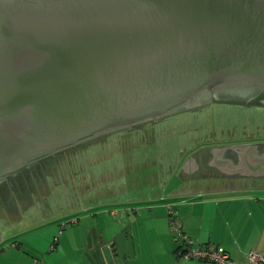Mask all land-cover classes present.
I'll list each match as a JSON object with an SVG mask.
<instances>
[{"label": "water", "instance_id": "obj_1", "mask_svg": "<svg viewBox=\"0 0 264 264\" xmlns=\"http://www.w3.org/2000/svg\"><path fill=\"white\" fill-rule=\"evenodd\" d=\"M210 102L264 108V0H0V182ZM259 145L213 155L260 176ZM125 235L106 264L131 256Z\"/></svg>", "mask_w": 264, "mask_h": 264}, {"label": "crops", "instance_id": "obj_2", "mask_svg": "<svg viewBox=\"0 0 264 264\" xmlns=\"http://www.w3.org/2000/svg\"><path fill=\"white\" fill-rule=\"evenodd\" d=\"M179 163L159 182L165 167L156 169L152 182H113L104 192H112L107 198L98 192L80 196L83 182H45L17 204L0 202L1 240L13 245L0 250V264H33L34 259L39 264H106L101 249L121 232L130 240L131 256L115 254L110 264H213L177 255L180 241L168 230L165 204L176 210L195 245L222 246L229 264H248V252L257 253L264 264V175L235 182L236 177L216 171L212 181H182L174 176L181 171ZM182 168L188 179V167ZM50 183L64 189L65 196L48 201ZM126 188L132 190L121 198ZM25 221L29 225L12 231V225Z\"/></svg>", "mask_w": 264, "mask_h": 264}, {"label": "rangeland", "instance_id": "obj_3", "mask_svg": "<svg viewBox=\"0 0 264 264\" xmlns=\"http://www.w3.org/2000/svg\"><path fill=\"white\" fill-rule=\"evenodd\" d=\"M241 107L251 106L210 102L156 122L143 123L136 128L83 144L78 150H72L64 156L60 155L56 162L49 160L47 163L51 166L48 167L47 172H53L56 168L57 174H63L60 182H66L76 173V168L86 165L83 160L86 159V163L90 160L86 169H82L79 178L87 180L90 177L96 182L89 184L83 182L84 186L80 188L79 195L87 198L88 195L98 192L105 198L110 197L111 191L104 192L112 189L113 182H143L142 176L157 174L153 162L158 163L160 159H166L171 153L179 155L186 153L192 147L194 149L211 147L226 138L232 140V143H244L241 142L242 138L264 139V108ZM156 155L161 156L158 158ZM157 179L159 181L158 175ZM49 181L47 179V182ZM51 185V191L46 194L48 201L51 202L55 196H65L64 189ZM88 189L90 193L87 192ZM131 190L128 188L122 190L121 198L125 191ZM35 210L37 209H34V212ZM27 225H29L28 221L16 223L12 225V231L21 230ZM62 225L60 223V226L57 225L54 230L58 233ZM6 242L7 239L0 241V250L8 245L13 246Z\"/></svg>", "mask_w": 264, "mask_h": 264}, {"label": "flooded vegetation", "instance_id": "obj_4", "mask_svg": "<svg viewBox=\"0 0 264 264\" xmlns=\"http://www.w3.org/2000/svg\"><path fill=\"white\" fill-rule=\"evenodd\" d=\"M244 143H250V142H263L262 140H242L241 142ZM240 144V143H232V142H226V143H217L214 146H206V147H199L195 149H191L187 153H180L175 154L173 153L170 156H168L166 159H160L158 163L153 162L155 167L158 169H161L162 167H165V170L162 172L160 171V178L163 176H168L169 169H171V166H174L177 162L179 163L180 172L174 173V176L177 179L184 180H191V179H197L198 177H204V179H207L208 181H212V179L215 177L214 172H219L222 175L227 176H233L236 177L234 179L235 182H244L246 174V169L242 167L241 170L236 171L235 167L240 162L238 161V155H236L231 149H225L220 152H218L216 155H213L214 147L222 146V145H229V144ZM79 147H75L69 150H66L64 152H61L57 155H54L50 157L51 161H55L58 159L60 155H65V152H69L71 150H78ZM251 158L255 161H258L260 164H264V146H257L255 147V150L251 153ZM49 158L46 160H50ZM41 161L29 168H26L16 174H13L5 179H3L0 182V202L8 204V201L11 200L14 204H17L20 200L26 199L31 197L33 192H39V189L44 186L45 182H47V178L49 177V173L47 172L48 167L51 165H48V161ZM186 164L188 167V179L185 178V176H182V165ZM182 168V169H181ZM252 168V167H249ZM56 168L53 170L54 175H56ZM80 170H76L75 174L70 177V179L66 180V182H89V179L82 180L78 176L81 175ZM159 171V170H158ZM214 173V174H213ZM156 174V173H154ZM250 176V175H249ZM187 177V176H186ZM191 177V178H190ZM242 177V178H240ZM253 177V176H250ZM143 182H152L153 176H142ZM202 179V178H201ZM250 181H253V178H249ZM162 180V179H161ZM217 181V179H215ZM157 179V182H159ZM229 182L230 180H223V182ZM55 182V181H54ZM59 182V181H57ZM56 183V182H55ZM56 185V184H55ZM54 186V184H53Z\"/></svg>", "mask_w": 264, "mask_h": 264}, {"label": "built area", "instance_id": "obj_5", "mask_svg": "<svg viewBox=\"0 0 264 264\" xmlns=\"http://www.w3.org/2000/svg\"><path fill=\"white\" fill-rule=\"evenodd\" d=\"M164 207L168 230L172 234L174 240L180 241L176 253L181 259L205 261L213 264L230 263L228 253L222 246L211 243L203 246L195 245L184 233L176 210L169 204H165ZM246 257L248 259V264H259L263 262L260 256L254 252H248ZM33 264H39V261L34 259Z\"/></svg>", "mask_w": 264, "mask_h": 264}, {"label": "trees", "instance_id": "obj_6", "mask_svg": "<svg viewBox=\"0 0 264 264\" xmlns=\"http://www.w3.org/2000/svg\"><path fill=\"white\" fill-rule=\"evenodd\" d=\"M241 108H251V107H241ZM259 109H262V108H259ZM262 111V110H261ZM186 113V112H185ZM165 118V117H164ZM164 118H162V119H164ZM141 125V124H140ZM137 126H139V125H137ZM137 126H135V128L137 127ZM134 128V127H133ZM264 128V127H263ZM126 130H128V129H126ZM123 131H125V130H123ZM229 132H231V131H229ZM140 133V132H139ZM227 136V135H226ZM228 137V136H227ZM248 139H250V140H264V139H254V137H250V138H247V139H244V138H242V140H248ZM221 143H226V142H233L232 140H229L228 138H226V140L224 139V140H221L220 141ZM89 143V142H88ZM82 145H80V146H77V147H81ZM193 148V147H192ZM192 148H190V149H188V151H190ZM194 149V148H193ZM72 151V150H71ZM71 151H69V152H71ZM75 151V150H74ZM187 151V152H188ZM186 152V153H187ZM65 153H67V152H65ZM173 153H171V154H169V156L171 157V155H172ZM160 156L161 155H156V157H158V158H160ZM50 159V158H49ZM51 160V159H50ZM46 161H49V160H46ZM84 161V163L86 164V165H83V167H79V168H76V170L78 169V170H80V169H83V168H85L86 169V166L87 165H89V162H90V160L88 161V159H87V161H88V163H86V159L85 160H83ZM175 166V165H174ZM179 169V168H178ZM84 170V169H83ZM51 172V171H50ZM50 172H48L49 174V177L47 178V179H49L50 181L49 182H57V181H61L62 180V178H63V174H57L56 173V175H54L53 173H50ZM78 177H80V176H78ZM99 177V176H98ZM81 179V178H80ZM87 179H89V182H96L95 181V179L93 178H90V177H88ZM99 179V178H98ZM65 180V179H64ZM88 182V183H89ZM98 182V181H97Z\"/></svg>", "mask_w": 264, "mask_h": 264}]
</instances>
